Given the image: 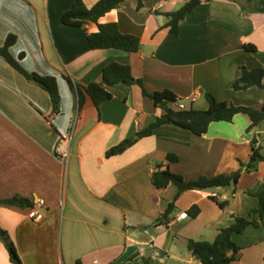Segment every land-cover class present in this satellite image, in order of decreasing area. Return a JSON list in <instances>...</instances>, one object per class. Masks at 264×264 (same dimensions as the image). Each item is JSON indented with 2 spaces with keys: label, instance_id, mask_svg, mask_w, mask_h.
Returning <instances> with one entry per match:
<instances>
[{
  "label": "crops",
  "instance_id": "1",
  "mask_svg": "<svg viewBox=\"0 0 264 264\" xmlns=\"http://www.w3.org/2000/svg\"><path fill=\"white\" fill-rule=\"evenodd\" d=\"M82 1L90 8L98 0ZM187 1L125 0L83 28L61 21L72 0H0V45L15 35L10 53L22 55L27 71L55 77L60 95L55 113L49 94L0 56V200L18 196L31 203L0 204V228L23 264H144L143 258L153 264H199L188 240L211 242L234 217H248L257 207L263 161L253 170L243 168L234 188L178 196L172 182L158 192L151 175L159 164L185 180L234 173L249 161L252 138L264 148V120L247 132L250 119L238 113L230 122H212L200 136L166 123L107 157L109 148L163 113L137 84L119 83L108 88L111 99L98 107L85 97L69 136L77 112L71 84L99 82L110 62L129 65L148 91H170L185 108L206 109L204 93L229 104L264 103L262 88H231L240 66L264 68V13L243 11L241 0L202 2L174 36L165 27V14ZM111 22L139 37L140 49H92L87 34ZM62 138L68 140L66 162L55 152ZM169 153L177 161H168ZM210 195L229 200L228 206L220 208ZM38 199L44 203L41 221L29 215ZM170 203L168 222L155 224ZM255 218L258 226L232 234L241 251L231 264H264V216ZM0 264H13L1 239Z\"/></svg>",
  "mask_w": 264,
  "mask_h": 264
},
{
  "label": "trees",
  "instance_id": "2",
  "mask_svg": "<svg viewBox=\"0 0 264 264\" xmlns=\"http://www.w3.org/2000/svg\"><path fill=\"white\" fill-rule=\"evenodd\" d=\"M123 1L125 0H98L92 7L86 8L82 0H72V6L62 14L61 21L68 26L84 28L89 22H97L107 12L117 8ZM209 1L211 0H188L177 10L165 14L168 18L165 27H168L174 36H178L179 26L184 21L186 15L198 4ZM244 2V5L241 4L243 11L264 13V0H244ZM86 37L92 49L116 48L128 52H136L141 47L139 37L122 33L114 22L99 24L98 31L88 33ZM15 41V35H8L4 43L0 45V56L27 80L44 89L50 96L53 112L58 113L60 111V95L56 78L27 71L20 63L22 55L15 58L10 53V47ZM263 78L264 68L254 67L249 69L245 66H240V75L231 84V88L235 91L246 90L254 86L264 89ZM119 83L128 85L137 84L141 88L142 94L152 99L154 104L163 110V113L148 125L136 130L133 136L125 138L115 146L109 148L106 151L107 157L123 153L138 140L150 136L156 128L166 123H175L188 129L194 135L200 136L207 131L212 122H230L238 113L245 114L250 119L247 132L251 131L259 122L264 120V103L259 106L229 104L225 101L217 100L211 93H204V98L207 101L206 109L174 107L171 103L175 101L176 96L172 92L167 90L148 91L142 80L133 76L129 65L117 62H110L103 67L99 82H92L86 86L71 84L77 97V110L81 109L86 96L97 107L102 102L111 99L112 94L108 88ZM251 143L252 153L249 161L243 165L241 164V168L234 173H223L213 177L185 180L180 174L170 171L167 167L162 169V165L159 164L158 169L151 175L152 184L158 192H162L172 182L178 187L177 196L186 190L234 188L243 168L250 171L255 169L258 162H264V154L262 153V149L264 148L255 146V138H252ZM167 160L177 161V156L169 153L167 154ZM255 196L257 198V207L250 210L249 216L234 217L233 222L229 226L218 230L213 241L188 240L187 248L199 261V264H231L240 256L241 248L233 242L231 236L233 233L242 232L248 226H258L255 216L258 215L260 218L264 216V179ZM209 197L222 209L226 208L229 204V200H222L214 195H210ZM0 204L17 207L31 206V203L27 199L18 196L0 200ZM173 210L174 204H168L155 220V224L167 223ZM198 210V207L195 205L191 208L193 214H196ZM0 239L4 243L10 261L13 264H23L13 242L1 228ZM143 262L144 264H153L147 258H143ZM76 264H80V262L77 261Z\"/></svg>",
  "mask_w": 264,
  "mask_h": 264
},
{
  "label": "built area",
  "instance_id": "3",
  "mask_svg": "<svg viewBox=\"0 0 264 264\" xmlns=\"http://www.w3.org/2000/svg\"><path fill=\"white\" fill-rule=\"evenodd\" d=\"M175 105H177L178 108H184V106L181 105L180 98L176 97L175 101L173 102ZM172 104V103H171ZM78 117V113L76 114L75 118L73 119V122L71 123V127L69 129V136L72 135L73 130L76 125V120ZM56 155L59 156L63 161L66 162L68 157V140L66 138H62L59 140L56 148H55ZM43 200L38 199L37 202L30 208V217L35 221H41L43 219L42 215V207H43ZM186 213H181V217H184Z\"/></svg>",
  "mask_w": 264,
  "mask_h": 264
},
{
  "label": "rangeland",
  "instance_id": "4",
  "mask_svg": "<svg viewBox=\"0 0 264 264\" xmlns=\"http://www.w3.org/2000/svg\"><path fill=\"white\" fill-rule=\"evenodd\" d=\"M241 1H243L244 2V0H241ZM78 113V110H77V112L75 113V116H76V114ZM78 118V117H77Z\"/></svg>",
  "mask_w": 264,
  "mask_h": 264
}]
</instances>
